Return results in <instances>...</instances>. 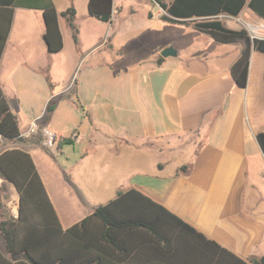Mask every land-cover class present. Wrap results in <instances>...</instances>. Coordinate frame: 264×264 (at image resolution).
<instances>
[{"label":"crops","instance_id":"0c3cea01","mask_svg":"<svg viewBox=\"0 0 264 264\" xmlns=\"http://www.w3.org/2000/svg\"><path fill=\"white\" fill-rule=\"evenodd\" d=\"M52 1L59 13L70 6L76 8L78 43L73 39V30L60 15L64 47L57 53L50 52L43 36L46 29L44 12L16 8L0 62V81L20 119L21 135L32 121L24 120L18 113L16 99L24 91L31 92L38 81L29 75L34 73L31 69L34 54L31 52L17 58L16 71L1 73L13 50L30 44V33H22L21 39L15 40L17 18L27 14L24 19L30 18L39 24L36 39L43 43L49 56L65 51L68 35L81 62L90 51L105 47L106 38L119 37L121 30L133 29L134 7L149 3L148 0H113L114 17L110 22H103L89 15V0ZM162 1L170 3L173 0ZM78 2L85 5L82 11L76 7ZM150 2L158 7L155 13L152 10L148 13L147 30L151 36L161 33L169 24H177L192 35L198 33L196 40L202 49L199 53L182 56L185 53L182 50L187 49L167 39L158 40L155 51L145 55L148 56L146 63L136 61L137 68H133L123 82L116 79L115 85H110L114 87L112 94L103 88L108 87L110 81L104 86L101 80H89L88 84L75 88L80 103L75 101L74 105L82 108L84 116L96 127L81 129L76 124L70 127V131L79 136V141L74 138L72 141L79 145L82 160L96 163V167L87 172L88 176L81 181L74 165L58 164L43 147L44 138L40 132L29 138L22 136L21 140L7 139L0 134V153L19 148L32 156L64 228L80 222L95 207L115 198L119 191L135 187L236 255L249 260L264 258V152L256 138L258 133L264 132V52L253 50L247 86L240 88L232 78L231 67L242 54L241 45L218 43L192 25L164 20L162 15L166 12L155 0ZM60 4L63 6L59 7ZM216 17L236 30L245 28L247 23L264 24V18L248 6L237 17L228 13ZM86 24L94 27L88 26L93 44L82 58V27ZM14 41L19 44L15 46ZM108 44L114 49L113 44ZM168 47H175L177 53L162 56L160 52ZM138 62L142 65L138 66ZM24 70L27 75L22 74ZM50 80L52 90L58 89L51 93L50 99L69 91V87L59 89L61 82H53L51 77ZM122 88L127 89L125 97ZM96 105L100 112L113 109L115 117L117 113L121 117L120 122L111 130H100L101 114H98L99 118L90 114ZM59 111L56 105L46 125L58 136L62 135L60 140H63L69 137L65 135L69 131H66L68 127L58 123ZM44 116L45 113L38 118ZM62 149V144H57L50 152L61 153ZM148 153L157 154V158H148ZM174 155L179 158L178 166H189L188 172L167 171L168 161ZM2 179L4 177L0 175V182ZM12 186L13 191L8 190L15 203L13 215H17L19 194ZM3 190L6 189H0V219L7 217L9 209L10 194Z\"/></svg>","mask_w":264,"mask_h":264},{"label":"trees","instance_id":"16d2710c","mask_svg":"<svg viewBox=\"0 0 264 264\" xmlns=\"http://www.w3.org/2000/svg\"><path fill=\"white\" fill-rule=\"evenodd\" d=\"M155 1L166 12L162 15L164 20L192 25L218 43L241 45L242 54L233 63L231 74L238 87L247 86L252 52H264V37H252L246 28H230L216 16L228 13L237 17L248 6L264 18V0ZM113 4V0H89L88 13L110 22L114 17ZM16 8L44 12L43 36L50 52L57 53L64 47L60 15L78 43L74 6L59 13L52 0H0V62ZM47 81L51 85L49 76ZM4 91L0 81V134L7 139L21 140L20 119ZM57 100L52 97L48 101L41 119L43 126L55 111ZM72 138L60 140L57 135L56 142L70 144ZM256 138L264 152V132ZM43 147L52 154L44 144ZM181 169L188 172L189 166L183 165ZM0 175L19 194L17 215L0 219L3 239L0 264H264V258L249 260L236 255L135 187L119 191L115 198L95 207L80 222L64 228L32 156L23 149L12 148L0 153Z\"/></svg>","mask_w":264,"mask_h":264},{"label":"rangeland","instance_id":"374dc122","mask_svg":"<svg viewBox=\"0 0 264 264\" xmlns=\"http://www.w3.org/2000/svg\"><path fill=\"white\" fill-rule=\"evenodd\" d=\"M148 1L149 3L147 4L140 3L134 7L136 12L134 15L135 18L133 29H130L129 31L121 30L119 37L112 35L108 39L106 38L105 43L107 44L105 47H99V49L90 51L86 58L82 59L81 62L79 61V54H77L76 52L74 42L73 40L70 41L71 39L69 40L68 35H66L65 51L60 54L49 56L43 43H38L36 39L39 24H37L30 18L24 19L27 14H23L21 15V17H18L15 24V40H20L22 33H30V44L20 45L16 47V49L13 50V52L10 54V60H8V64L6 63L1 73L16 71L18 66L15 65V62L17 58L22 55V53L31 52L34 54L32 65L33 68H31L34 73L30 72L29 75L31 74L36 77V80L38 82L35 83L31 92L24 91L16 99V107L18 108V113L23 117V119L31 122L45 113L46 101L50 99L51 93L58 91V89L56 91H53L52 87L47 81V77L50 76L53 82H61V87H59V89H65L66 87H69L68 92H66L65 94L63 93L64 95L57 97V106L58 108H60L58 123H62V125L68 127L66 131L70 132H66L65 135H69V137L73 135V132H71L73 130L70 131V127L74 124H76L77 126L80 125L81 129H96V127L91 123L90 119L84 116L82 108L74 105L73 103L75 101L77 103H80V96L77 97V95L75 94V88H78L79 85L84 86L86 82L88 84L89 80H92L93 82L95 80H101L105 86L106 82L110 81L108 87L103 88H106V90H108V93L112 94L111 92H113L112 90L114 89V87L110 85H115L116 79H120V81L123 82L126 77L130 75V73L133 72L134 69L137 68L136 61L140 60L141 62L143 61L146 63L148 61V56L145 57V55L153 53L155 51V41L158 40L164 41L165 39H167L170 42L178 44V47L187 49L186 51L182 50L183 52H185L182 53V56L187 54H196L201 51L202 46L198 45V41L196 40V36L198 33L192 35L190 31H186L184 27H181L177 24H169L168 28H164L161 33L151 36L147 30V22L149 19L148 13L151 10L153 13H155L158 7L155 3L150 2V0ZM61 6L63 5L60 4L59 7ZM84 6V4L78 2L76 7L78 10L82 11ZM88 26L91 29L94 28L90 27L89 24H86L82 27L83 36L81 38L84 43V52L82 55H80V57L82 56V58L93 44V38H91L92 36L88 32ZM98 31L100 32L101 28H99ZM208 37L211 36L208 35ZM14 42L16 43L15 46L19 44L16 41ZM108 43L113 44L114 49L110 48ZM204 55H206V52L204 53ZM137 65L139 66L142 64L138 62ZM26 72L27 71L24 70L22 74L27 75ZM86 92L88 93L87 90ZM121 92L125 97L127 89L122 88ZM70 109L72 111H69ZM110 111L111 109L108 112L104 110L100 112L98 105L91 108L90 114H95L96 118H99L98 114H101V126H98L100 130H111V127L113 128L115 123L120 122L121 117H119L118 113L116 114L117 117H115L116 112H114L112 109L111 113L109 114ZM69 118L71 119L69 120ZM48 126L51 127L50 125ZM62 137V135H59V138ZM41 139L43 138L41 137ZM62 147L63 149L61 153L63 154H53L54 150H52L54 158L56 159L58 164L67 166L74 165V167L77 168L78 176L82 181L88 176L87 172H89L90 169L96 167V163L94 161L92 162L91 160L83 161V155L80 153L79 145L76 143L62 144ZM154 156L157 158V154L148 153V158H153ZM168 164L169 166L167 168V171H176L177 169L181 172L183 171L181 169V166H178L179 158L177 155H174L173 158L168 161ZM2 180L3 182H0V189H6L7 191L3 190L5 194H10L8 189L11 188V191H13L14 188H12V184L5 181L4 179ZM81 192L85 197L87 196V193L85 191ZM8 199L9 202L7 206L9 209H7L6 214L7 217H11L13 214V205L15 203L13 202L11 194ZM2 243L3 239L0 235V245Z\"/></svg>","mask_w":264,"mask_h":264},{"label":"built area","instance_id":"2783aa9c","mask_svg":"<svg viewBox=\"0 0 264 264\" xmlns=\"http://www.w3.org/2000/svg\"><path fill=\"white\" fill-rule=\"evenodd\" d=\"M245 26H246L245 28L249 31V33L251 34L252 37H255V38L264 37V36L258 34L255 30L257 28H264V24L247 23ZM41 119L42 118H38V119L33 120L30 123L28 130H26L25 132L24 131L22 132V136L24 138H29L32 135H34L35 133L40 132L44 138V145L47 148L52 149L57 145V142H56L57 134L54 133L50 128H48L47 125L43 126L41 124ZM72 136L74 139L79 141V136L76 132H74Z\"/></svg>","mask_w":264,"mask_h":264},{"label":"water","instance_id":"95a60500","mask_svg":"<svg viewBox=\"0 0 264 264\" xmlns=\"http://www.w3.org/2000/svg\"><path fill=\"white\" fill-rule=\"evenodd\" d=\"M176 53H177V50L174 47H168L161 52V55L164 57H168V56H170L172 54H176Z\"/></svg>","mask_w":264,"mask_h":264},{"label":"bare ground","instance_id":"6f19581e","mask_svg":"<svg viewBox=\"0 0 264 264\" xmlns=\"http://www.w3.org/2000/svg\"><path fill=\"white\" fill-rule=\"evenodd\" d=\"M258 34H264V28L255 29Z\"/></svg>","mask_w":264,"mask_h":264}]
</instances>
